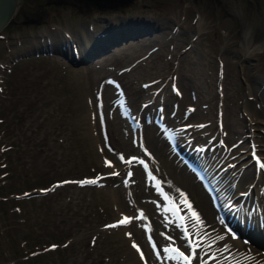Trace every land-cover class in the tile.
I'll use <instances>...</instances> for the list:
<instances>
[{"label": "rangeland", "instance_id": "374dc122", "mask_svg": "<svg viewBox=\"0 0 264 264\" xmlns=\"http://www.w3.org/2000/svg\"><path fill=\"white\" fill-rule=\"evenodd\" d=\"M20 1L13 22L0 31V54L26 52L14 63L13 91L15 107L29 109L34 117L23 120V133L6 127L12 148L0 144V158L4 156L8 163L4 169L20 168L27 179L17 187L14 182L19 175L10 180L3 176L0 184L8 183L2 188L6 193L23 190L30 195L16 202H0V264H140L137 257L144 251L136 252L120 224L109 227L124 215L141 218L138 211H142L145 225L135 240L138 245L145 242L154 256L143 264H184L181 259V263L169 259L171 253L164 249L167 245L161 246L159 239L164 235L157 222L138 206L141 201L133 202L148 197L132 194L130 189L139 186L136 177L142 171L138 165L137 170L129 167L133 170L130 184L118 175L101 179V183H86L115 171L116 165L107 161L124 163L136 153L125 143L122 115V124L111 116L108 94L111 91L110 97L117 96L116 89H121L137 111L149 93L158 95L163 90L159 97L169 99V108L179 109L187 126L196 127L206 139L221 137L214 144L231 150L232 140L241 131L233 136L236 128L226 127L224 117L243 130L248 85L264 86V45L249 54L242 51L244 31L264 36V0H130L114 10L87 13L46 0ZM32 18L38 21L25 22ZM115 18L143 20L134 31L141 33L129 39L113 34L108 49L96 47L76 63L55 52L33 54V46L41 43L47 47V39L59 43L65 35L81 54L84 35L102 31L106 19ZM245 143L240 145L247 148ZM49 187L43 194L35 193ZM121 187L124 192L118 191L116 198L109 192ZM123 198L130 204L124 209L116 202ZM150 200L161 217L157 203ZM187 203L193 206L188 198ZM129 224L135 226L132 219ZM132 231L137 233V228ZM145 234L157 242V251ZM52 244L57 247L49 248ZM184 244L188 250V241L183 240ZM247 246L264 261L261 249L252 243ZM34 251L40 252L29 255Z\"/></svg>", "mask_w": 264, "mask_h": 264}, {"label": "bare ground", "instance_id": "6f19581e", "mask_svg": "<svg viewBox=\"0 0 264 264\" xmlns=\"http://www.w3.org/2000/svg\"><path fill=\"white\" fill-rule=\"evenodd\" d=\"M122 22L118 21L117 19L115 26L120 27V23ZM111 25L109 27H111ZM83 34H85V31L83 32ZM87 34L89 33H86L84 35V43L86 48L91 47L93 43L91 39H95L94 42L99 45L98 41L101 37H99V34H101V32L94 34L90 33V36H88ZM65 37L67 36H63V38ZM127 39L129 38L127 37ZM242 41L243 53L249 54L253 51L262 49L264 45V36L259 34V36L254 37L247 29L243 33ZM47 45L52 47L55 45V42L51 40L49 43H47ZM68 50H70V48H68ZM213 76H215V74ZM260 85H258L257 88L248 85V96L244 109V122L246 125L242 127L243 130H237L236 121H228V116L224 117L225 115H223L225 120L224 123L227 124L226 127L230 125V127L236 128L234 129L236 130L235 132L233 130V136H235V134H239L241 131V134L238 135V137L235 136L232 140L231 145L233 144L234 146L231 150H228V147L222 150L221 147H217L215 145L216 140H222L221 137H210L206 139L199 136L196 127L187 126L185 124V121H183L181 116L179 115V109L176 111L174 107L169 108V99H161V97H159V95L163 93V90H161L159 92L160 94L158 95L154 92H152L151 94L149 93L146 98V101H149V103L145 105L146 107L144 106L143 108H139L137 111H132L133 113L135 112V119H139L142 122L141 135L132 132L127 123L124 124L125 143H128L129 146H133L131 147V149L136 152L133 153V155H141L148 159L150 167L160 177L172 201L176 202L182 208L183 214L186 217L190 228L193 229V236H197L196 232L204 234L202 236V240L200 241L201 247H198L196 249V255L192 258V260L196 259L195 262L193 261L194 264H200L199 261L202 260V258L205 257L211 250L214 251V257H212L210 261L219 259L216 264H252L251 260H257L258 256L261 257V255L257 251L253 252L251 258L245 255L244 252L247 246L243 245V243L240 241L241 239H239V233H231L225 229L224 221L219 216L216 208L214 207L212 196L210 195L207 188L197 178L196 174L191 171L180 158L177 157V154L173 151L168 141L167 132L170 131L172 133H175L178 137L180 146L185 149L186 152L196 158L205 168L204 170L213 181L215 189L217 190V194L223 205L239 203L242 200V197H244L243 193L249 190V193L244 197L243 206L241 207V210L239 212V215H241L242 217V222L240 223L239 221V226L240 229L242 228L243 232L250 234L254 240L257 239L263 244L264 228L261 229L260 226L255 223V220L259 215L264 217V178L261 174H258L257 176L254 172V165L249 157L250 148L248 144L246 145L248 146L247 148L244 145L246 144V141L249 143V140H252L254 143H256L260 154L264 158V86ZM111 93L112 92L110 91L108 94L109 98H107L109 102L108 100L107 102H105L111 110L110 112L112 118L114 117L116 121L121 123V112L119 109L120 104L115 97H113L112 95L110 97ZM126 102L127 100L125 99V104H127ZM156 106H159L158 109H156ZM154 108L156 109V111ZM152 113H160V116L163 118L162 125H157L154 122L152 123L150 122V120L147 121L145 119L146 115L151 116ZM224 114L226 113L224 112ZM180 125L181 128L178 127ZM207 125H209V123ZM239 140H241L242 143L244 142V144L240 145V143L238 142ZM110 164L116 165L117 168H115V170H119L118 178L121 181H125L126 179H128L129 184L131 183V181L133 182V178L131 179L126 177V172L127 170H129V167L137 170L135 163H127L126 161L124 163H115L113 160V162H110ZM160 169H162V171ZM219 170L220 172L217 174V171ZM115 179L116 178H114V180ZM136 182L139 184V186L137 185L136 187H130V189L132 190V194L137 193L139 196L144 197V195H146L148 197L146 199L140 200H137L136 198L133 202L137 205L139 201H141V204H138V206L146 209L149 217L153 218L157 222L158 230H160L164 235L161 239H159L161 241V246L167 243L176 242L180 245L178 249L180 252H183L185 255H191V247H189L188 250H185V248L182 246V241L185 240V242L187 243L188 240L185 239V237L179 230V222L177 218H174L170 211L164 210L163 207L165 204L161 196L154 190V187L152 186L150 180L147 179L144 174H140L136 177ZM123 190L124 189L121 187L118 189H112L109 192L116 198L115 194H118ZM150 198L157 203L158 208L160 209L161 217L157 215V209L150 205ZM187 198L192 201V208L198 213L200 220L203 222L202 225H197L195 228L193 227L194 220L191 216V212L186 206ZM116 202L117 204H122L124 206H122V209L130 205L128 204L126 198L118 199L116 200ZM246 203L248 204L247 208H245ZM252 206L254 207L253 209ZM228 213L229 212L226 213L227 216ZM131 219L133 220V224L135 223V226L131 227L128 222L126 224H120L119 229L128 237L130 241L135 244L137 243L136 245L139 247L140 251H144L143 258L141 256L139 258L137 257V260L140 262V264L147 263V257L153 256L152 251L150 249H147L145 242L138 245V242L135 240L137 239L138 231L141 229L142 225L144 226L145 224L143 223L141 218L138 219L136 215L135 218ZM133 227L137 228V233H134L132 231ZM165 235H167L168 238H166ZM169 238L174 241L168 240ZM140 251H137L136 248V252L139 253ZM169 253H171L169 259L180 262V259L176 258L178 255L177 252L169 250ZM262 259L263 257H261V260L258 264H264V261H262ZM210 261H204L203 264H209Z\"/></svg>", "mask_w": 264, "mask_h": 264}, {"label": "flooded vegetation", "instance_id": "af4514ba", "mask_svg": "<svg viewBox=\"0 0 264 264\" xmlns=\"http://www.w3.org/2000/svg\"><path fill=\"white\" fill-rule=\"evenodd\" d=\"M1 40V39H0ZM14 59L13 54L4 53L0 54V144L8 145L4 147L5 149L12 148V144L7 140L9 139V130H6V127H13L16 129L15 132H19L18 130L23 131V120L30 119L34 117L29 109L25 110L15 107V94L13 91V74H14ZM12 129V128H11ZM15 156V155H14ZM14 156L12 157L14 159ZM18 161L21 162V154L18 152ZM0 161V170H4L0 173V179L3 176H7L9 180L14 177L16 178L18 175V180L15 183V186L19 185L21 182L27 179L24 172L20 170V168H11L5 170L4 168L8 166L7 161H5V157H1ZM21 165V164H20ZM25 170V169H24ZM21 175V178H20ZM3 185V186H1ZM8 186V183L0 184V202H10V201H19L23 199L25 196L22 195V191L20 193H15L14 190L6 193V190L2 188ZM25 189V185H22ZM29 189V188H27ZM30 195V193H28ZM18 195V196H17Z\"/></svg>", "mask_w": 264, "mask_h": 264}, {"label": "trees", "instance_id": "16d2710c", "mask_svg": "<svg viewBox=\"0 0 264 264\" xmlns=\"http://www.w3.org/2000/svg\"><path fill=\"white\" fill-rule=\"evenodd\" d=\"M130 0H46V3L68 4L82 13L89 11L114 10L123 6Z\"/></svg>", "mask_w": 264, "mask_h": 264}, {"label": "snow or ice", "instance_id": "6c2138e0", "mask_svg": "<svg viewBox=\"0 0 264 264\" xmlns=\"http://www.w3.org/2000/svg\"><path fill=\"white\" fill-rule=\"evenodd\" d=\"M121 159H123V157H121ZM131 162H132V161H128V163H131ZM106 163H108V162H106ZM141 163H143V161H141ZM129 175H131V173H129ZM82 183H84V182H82ZM86 183H96V181H88V182H86ZM186 206H187V208L190 210V212H191V216H192V218H193V220H194L193 227L195 228L197 225H202L203 222L200 220V217H199L198 213H196V212L192 209L191 204H190V203H186ZM141 218H143V217H142V214H141ZM130 219H131V218H129V217H124V219L121 220L119 223H120V224H126V223L130 222ZM116 226H117V225H111V226H109V227H116ZM196 235L199 236L200 233H199V232H196ZM191 236H192V233H190V232L187 230V228H186V229H185V239H187V240L189 241V246H190L191 249H192V254H191V256H187V255H185L183 252H180L178 249L175 250V251L177 252V254H178L176 258H178V259H182V260L184 261V264H191V259H192L193 257H195V255H196V249H197L198 247H201V242H200L199 240L194 242V241L191 239ZM233 238H235V237H233ZM133 247L137 248V251H140L139 247H138L135 243L133 244ZM141 257L143 258V253H142V252H141Z\"/></svg>", "mask_w": 264, "mask_h": 264}, {"label": "water", "instance_id": "95a60500", "mask_svg": "<svg viewBox=\"0 0 264 264\" xmlns=\"http://www.w3.org/2000/svg\"><path fill=\"white\" fill-rule=\"evenodd\" d=\"M20 2V0H0V31L5 25L13 21V17L17 11ZM124 27L129 28L131 34L135 33V26L132 23H127L124 25ZM116 36L119 38V33H117Z\"/></svg>", "mask_w": 264, "mask_h": 264}]
</instances>
